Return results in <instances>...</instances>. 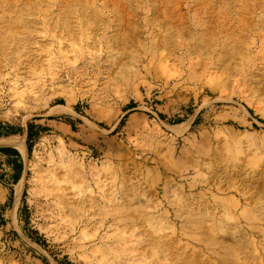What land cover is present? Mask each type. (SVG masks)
Here are the masks:
<instances>
[{"label":"rangeland","instance_id":"374dc122","mask_svg":"<svg viewBox=\"0 0 264 264\" xmlns=\"http://www.w3.org/2000/svg\"><path fill=\"white\" fill-rule=\"evenodd\" d=\"M24 1L0 0V264H264V0Z\"/></svg>","mask_w":264,"mask_h":264},{"label":"bare ground","instance_id":"6f19581e","mask_svg":"<svg viewBox=\"0 0 264 264\" xmlns=\"http://www.w3.org/2000/svg\"><path fill=\"white\" fill-rule=\"evenodd\" d=\"M25 1H26V2H25ZM25 1H24V2L27 4L28 2H32L33 0H32V1H31V0H25ZM69 1H70V0H63V3H64V4H62V6H60V8H59V10H60L62 13L65 12V11H64V8L66 9V7L69 5V4H68ZM108 1H109V0H108ZM110 1H111V0H110ZM112 1H114V0H112ZM112 1H111V2H112ZM117 1H118V0H117ZM165 1H167V0H164V3H163V4H165ZM80 2H81V1H80ZM1 3H3V2H1ZM7 3H8V2H7ZM35 3H36V2H35ZM82 3H83V2H82ZM84 3H85V1H84ZM113 3H115V1L112 2V4H113ZM116 3H117V2H116ZM116 3H115V4H116ZM169 3H170V2H169ZM169 3H168L167 5H169ZM12 4H13V3H12ZM60 4H61V3H60ZM227 4H228V3H227ZM0 5H1V4H0ZM66 5H67V6H66ZM79 6H80V5H79ZM84 6H85V5H84ZM113 6H115V5L113 4ZM9 7H11V9H12V5H11V4H10ZM63 7H64V8H63ZM121 7H122V6H121ZM162 7H163V6H162ZM164 7H165V6H164ZM164 7H163V8H164ZM167 7H168V6H167ZM115 8H117V6H116ZM160 8H161V7H160ZM7 9H8V8H7ZM24 9H25V8H24ZM27 9H29V7H28ZM120 9H122V11H123L124 8H120ZM161 9H162V8H161ZM161 9H159V11H158L157 13H159V12L161 11ZM13 10H14V9H13ZM17 10H18V9H17ZM22 10H23V9H22ZM29 10H30V9H29ZM95 10H96V9H95ZM164 10H165V9H164ZM171 10H172V9H171ZM26 11H28V10H26ZM38 11H39V10H38ZM40 11H41V10H40ZM120 11H121V10H120ZM168 11H169V10H168ZM174 11H175V10H173V12H174ZM211 11H212V10H211ZM11 12H12V11H11ZM176 12H177V11H176ZM212 12H213V11H212ZM22 13L24 14L25 12H22ZM27 13H28V12H27ZM66 13H67V12H66ZM68 13H70V12H68ZM68 13H67V15H68ZM76 13H77V12H76ZM93 13H94V11L92 12V14H93ZM118 13H120V12H118ZM121 13H122V15H120L119 17H121V18L123 19V21H125L126 18H127V15H126V14H127L128 12L126 13V11H125V12H121ZM160 13H161V12H160ZM170 13H172V12L170 11ZM207 13H208V12H207ZM227 13H228V12H227ZM63 14H64V13H63ZM94 14H97V13H94ZM94 14H93V15H94ZM167 14H168V13H167ZM167 14L165 13L164 16H166ZM209 14H212V13H209ZM209 14H208V15H209ZM18 15H19V14H18ZM213 15H214V14H213ZM68 16H69V15H68ZM95 16H96V15H95ZM157 16H158V14H157ZM206 16H207V15H206ZM211 16H212V15H211ZM8 17H9V16H6V18H8ZM66 17H67V16H66ZM119 17H118V18H119ZM175 17L177 18L178 15L175 16ZM209 17H210V15H209ZM10 18H11V17H10ZM13 18H14V17H13ZM95 18H96V17H95ZM121 18H120V19H121ZM173 18H174V17H173ZM178 18H179V17H178ZM207 18H208V17H207ZM219 18H220V17H218V19H219ZM68 19H69V18H68ZM168 19H169V16H168ZM171 19H172V18H171ZM180 19H182V18H180ZM209 19H210V18H209ZM218 19H217V22L219 21ZM8 20H9V19H8ZM30 20H31V19H30ZM30 20H29V18H28V19H25V16H23V17L21 16V17H18V18H14L13 21L11 20L12 22H10V21L8 22V24L6 25V27H7L6 30H8L9 33L11 32V35H9V36H11V38H12V39H11L12 43L16 42V44H17V42H19V41L21 40L19 43L21 44V47H22V43H23V41H26V40L30 39L29 37H32V36H33V35H32V36H30V35L27 36V35H28L27 33H31V34H33L32 31H31V32L29 31V29L32 28V26H31L32 24H31V23H33V22L30 23ZM59 20H60V19H59ZM117 20H118V19H117ZM172 20H175V19H172ZM172 20L169 19V22L172 23ZM68 21H69V20H68ZM120 21H121V20H120ZM179 21H180V20H179ZM183 21H184V20L182 19V22H183ZM215 21H216V20L214 19V24H215ZM243 21H245V20H243ZM34 22H35V21H34ZM76 22H77V21H76ZM125 22H127V21H125ZM173 22H174V21H173ZM175 22L178 23V20H177V21L175 20ZM175 22H174V24H173V23H172V24L175 25ZM185 22H186V21H185ZM208 22H210V21H208ZM219 22H220V21H219ZM127 23H129V21H128ZM127 23H125V24L127 25ZM177 23H176V25L179 24V23H178V24H177ZM183 23H184V22H183ZM210 23H213V22H210ZM223 23H224V22H223ZM227 23H228V22L224 23V24H223L224 26H223V25H221V26L225 27V24H226V27H230L231 25L228 26V24H229V23L233 24V23L230 22V21H229L228 24H227ZM247 23H248V22H247ZM34 24H35V23H34ZM34 24H33V25H34ZM69 24H70V23H69ZM130 24H131V23H130ZM214 24H213V25H214ZM63 25H64V24H63ZM120 25H122V23H121ZM126 25H125V28H126ZM180 25H181V24H180ZM180 25H178V26H180ZM185 25H187V24H185ZM205 25H207V24L205 23ZM251 25H252V23H251ZM100 26H103V25H100ZM127 26H128V25H127ZM214 26H215V25H214ZM232 26H233V25H232ZM237 26H238V25H237ZM59 27H60V26H59ZM79 27H80V26H79ZM97 27H98V26H97ZM118 27H119V26H118ZM129 27H130V26H129ZM182 27H183V24H182ZM182 27H180V28H182ZM207 27H209V24H208ZM226 27H225V30H227ZM3 28H4V27H3ZM60 28H61V27H60ZM62 28H63V26H62ZM127 28H128V27H127ZM172 28H173V27H172ZM183 28H184V27H183ZM183 28H182V29H183ZM214 28H216V27H214ZM214 28L212 27V30H213ZM244 28H245V27H244ZM33 29H34V28H33ZM33 29H32V30H33ZM120 29H121V28H120ZM185 29H187V28L185 27ZM185 29H184V30H185ZM230 29H231V28H230ZM230 29H228V30H230ZM232 29H233V27H232ZM235 29H236V28H235ZM0 30H1V29H0ZM3 30H4V31H3ZM36 30H37V29H36ZM59 30H60V29H59ZM188 30H189V29H187V31H188ZM205 30H206V29H205ZM210 30H211V28H210ZM212 30H211V31H212ZM215 30H216V29H215ZM217 30H218V28H217ZM219 30H220V29H219ZM222 30H223V29H222ZM238 30H240V28H239ZM238 30H235L234 32H233V30H230V32L232 31V33H235V32L238 31ZM243 30H244V29H243ZM28 31H29V32H28ZM114 31H115V30H114ZM172 31H173V30H172ZM203 31H204V30H203ZM2 32L4 33V32H5V29H2V30H1L0 37H3V35H2L3 33H2ZM33 32H34V31H33ZM37 32H38V31H37ZM58 32H59V31H58ZM119 32H120V31H119ZM214 32H215V31H214ZM214 32L212 33L213 35H214ZM225 32L227 33V31H225ZM230 32L228 33V35H230ZM5 33H7V31H6ZM9 33H8V34H9ZM59 33H60V32H59ZM61 33H62V32H61ZM168 33H169V32H168ZM173 33H174V32H173ZM185 33H186V32H185ZM222 33H223V32H222ZM226 33H224V37H225V34H226ZM26 34H27V35H26ZM35 34H36V33H35ZM57 34H58V33H57ZM236 34H237V33H236ZM236 34H235V35H236ZM168 35H169V34H168ZM220 35H221V34H220ZM35 36L37 37V35H35ZM35 36H34V37H35ZM208 36H209V35H208ZM208 36H207V38H209ZM5 37H6L5 39H4V37L2 38V39H4V40H2V41H5L6 43H8V47H7V48H10V46H9L10 44H9V42H8V39H7L8 37H7V36H5ZM205 37H206V36H205ZM215 37H216V34H215ZM222 37H223V36H222ZM226 37L230 38V36H227V34H226ZM32 38H33V37H32ZM32 38H31V39H32ZM207 38H206V39H207ZM231 38H232V36H231ZM235 38H236V37H235ZM237 38H238V37H237ZM237 38H236V39H237ZM211 39H212V38H211ZM214 39H215V38H214ZM238 39H239V38H238ZM238 39H237V40H238ZM244 39H245V38H244ZM0 40H1V39H0ZM201 40H202V39H201ZM203 40H204V39H203ZM223 40H224V39H223ZM228 40H229V39H228ZM249 40H250V39H249ZM2 41L0 42V44H2ZM13 41H14V42H13ZM34 41H35V40H34ZM205 41H206V40H205ZM209 41H210V38H209ZM211 41H212V40H211ZM211 41H210V42H211ZM213 41H214V40H213ZM225 41H226V40H225ZM232 41H233V39H232ZM238 41H239V40H238ZM238 41H237V43H238ZM240 41H241V40H240ZM242 41H243V40H242ZM38 42H39V40H38ZM170 42H171V41H170ZM229 42H231V41H229ZM235 42H236V41H235ZM3 43H4V42H3ZM27 43H28V42H27ZM32 43H33V45H35L34 42H33V39H32ZM61 43H63V42H61ZM208 43H209V42H208ZM221 43H225V42L223 41V42H221ZM232 43H234V42H232ZM237 43H236V44H237ZM14 44H15V43H14ZM36 44H39V43L36 42ZM212 44H213V42H212ZM234 44H235V43H234ZM234 44H232V45L234 46ZM238 44H239V43H238ZM250 44H252V43L250 42ZM250 44H249V45H250ZM2 45H3V44H2ZM4 45H5V44H4ZM33 45H32V50H33V47H34ZM208 45H209V44H208ZM221 45H222V44H221ZM12 46H13V45H12ZM15 46H16V45H15ZM24 46H25V44H24ZM27 46H28V44H27ZM235 46L237 47L238 45H235ZM239 46H240V45H239ZM13 47H14V46H13ZM18 47H20L19 44H18ZM18 47H16V48L14 47L15 50L17 49L16 51H18ZM21 47H20V48H21ZM61 47H62V46H61ZM223 47H224V45H223ZM230 47H231V46H230ZM236 47H235V48H236ZM27 48H28V47H27ZM27 48H26V49H27ZM29 48H31V45H29ZM226 48H227V47H226ZM246 48H247V47H246ZM22 49H23V48H22ZM34 49H35V47H34ZM173 49H174V48H173ZM175 49H176V48H175ZM175 49H174V50H175ZM222 49H223V48H222ZM227 49H229V48H227ZM227 49H226V51H227ZM230 49H231V48H230ZM249 49H250V48H249ZM9 50H10V49H9ZM11 50H12V48H11ZM19 50H20V49H19ZM30 50H31V49H30ZM30 50H28V51H30ZM37 50H38V48L36 49V51H37ZM61 50H62V49H61ZM224 50H225V49H224ZM231 50H232V49H231ZM234 50H235V49H234ZM236 50H237V49H236ZM238 50H239V48H238ZM12 51H13V50H12ZM26 51H27V50H26ZM26 51H25V52H26ZM7 52H8V51H7ZM18 52H19V51H18ZM21 52H22V51H21ZM25 52L23 51V53L26 54L25 56H27L28 54H27V52H26V53H25ZM173 52H174V51H173ZM228 52H229V51H228ZM235 52H236V51H235ZM10 53H12V55H13V52H10ZM14 53H16V52H14ZM29 53H30V52H29ZM32 53H33V52L31 51V55H32ZM34 53H35V52H34ZM34 53H33V54H34ZM36 53H37V52H36ZM36 53H35V54H36ZM226 53H227V52H226ZM7 54H9V53H7ZM222 54H223V53H222ZM247 54H248V53H247ZM14 55H15V54H14ZM231 55H233V50H232V54H231ZM10 56H11V55H10ZM32 56H33V55H32ZM222 56H223V55H222ZM11 57H12V56H11ZM16 57H17V56H16ZM23 57H24V56H23ZM27 57L29 58L30 56H27ZM33 57H35V56H33ZM37 57H38V56H37ZM225 57H226V54L224 55V58H225ZM18 58H19V60H20L21 57H18ZM24 58H25V57H24ZM38 58H39V57H38ZM12 59H13V58H11V59H9V60H12ZM14 59H15V58H14ZM209 59H210V58H209ZM217 59H218V58H217ZM16 60H17V59H16ZM22 60H23V58H22L20 61H22ZM40 60H42V58H41ZM206 60H207V59H206ZM222 60H223V59H222ZM222 60H221V61H222ZM30 61H31V60H30ZM30 61H29V63H30ZM35 61H36V60H35ZM228 61H229V60H228ZM242 61H243V60H242ZM27 62H28V61H27ZM31 62H32V61H31ZM40 62H41V61H40ZM9 63H10V61H9ZM18 63H19V62H18ZM18 63H17V64H18ZM23 63H25L24 60H23ZM29 63H28V64H29ZM36 63H37V61H36ZM226 63H228V62H226ZM26 64H27V63H26ZM34 64H35V63H34ZM38 64H39V62H38ZM218 64H219V63H218ZM220 64H221V63H220ZM13 65H14V64H13ZM22 65H23V64H22ZM39 65H41V64H39ZM226 65H227V64H226ZM1 66H2V65H1ZM14 66H15V65H14ZM24 66H25V65H24ZM36 66H37V65H36ZM15 67H16V66H15ZM17 67H18V66H17ZM22 67H23V66H22ZM22 67H20V68H22ZM28 67H29V66H28ZM38 67H39V66H38ZM221 67H222V65H221ZM229 67H230V66L228 65V68H229ZM0 68H1V67H0ZM13 68H14V67H12V70L14 71ZM20 68H19V69H20ZM223 68H224V67H223ZM228 68H227V69H228ZM19 69H17V70H19ZM29 69H30V68H29ZM215 69H216V68H215ZM12 70H11V71H12ZM218 70H219V69H218ZM5 71H6V70H5ZM7 71H8V70H7ZM209 71H210V70H209ZM226 71H227V70H226ZM24 72H25V71H24ZM26 72H27V70H26ZM40 72H41V71H40ZM211 72H212V71H211ZM211 72H210V73H211ZM214 72H215V71H214ZM214 72H213V73H214ZM3 73H5V72H3ZM3 73H2V75H3ZM251 73H252V72H251ZM253 73H254V72H253ZM9 74H10V73H9ZM254 74H256V73H254ZM5 75H7V74H5ZM11 75H12V73H11ZM11 75H10V77H11ZM7 76H8V75H7ZM0 77H1V76H0ZM13 77H14V76H13ZM24 77H25V76H24ZM6 78H7V77H6ZM207 78H208V77H207ZM255 82H256V81H255ZM255 84H256V83H255ZM17 88H18V87H17ZM259 193H260V192H259ZM262 195H263V194H262ZM253 197H255V196H253ZM253 197H252V198H253ZM263 198H264V197H263ZM146 232H147V231H146ZM149 233H151V232H149ZM149 236H150V235H149ZM146 243H147V242H146ZM161 248H162V247H161ZM166 248H167V247H166ZM165 250H166V249H165ZM181 250H182V249H181ZM177 252H178V251H177ZM188 253H189V252H188ZM175 255H176V254H175ZM197 256H198V255H197ZM195 257H196V256H195ZM187 258H188V257H187ZM200 259H201V258H200ZM177 260H178V258H177ZM178 264H179V263H178ZM200 264H201V263H200Z\"/></svg>","mask_w":264,"mask_h":264},{"label":"trees","instance_id":"16d2710c","mask_svg":"<svg viewBox=\"0 0 264 264\" xmlns=\"http://www.w3.org/2000/svg\"><path fill=\"white\" fill-rule=\"evenodd\" d=\"M0 151L1 152H3V153H5V154H7L8 153V151H10L9 149H7V148H0ZM17 168H21V164L19 163L17 166H16ZM16 180V179H15Z\"/></svg>","mask_w":264,"mask_h":264}]
</instances>
